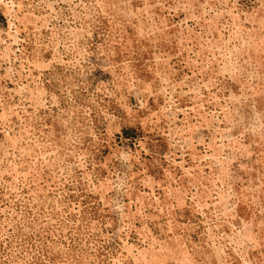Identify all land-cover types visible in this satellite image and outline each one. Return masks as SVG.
I'll list each match as a JSON object with an SVG mask.
<instances>
[{
	"label": "rangeland",
	"instance_id": "374dc122",
	"mask_svg": "<svg viewBox=\"0 0 264 264\" xmlns=\"http://www.w3.org/2000/svg\"><path fill=\"white\" fill-rule=\"evenodd\" d=\"M0 264H264V0H0Z\"/></svg>",
	"mask_w": 264,
	"mask_h": 264
}]
</instances>
